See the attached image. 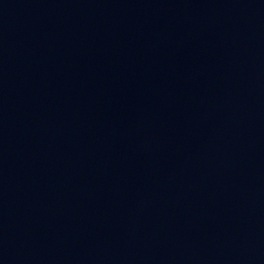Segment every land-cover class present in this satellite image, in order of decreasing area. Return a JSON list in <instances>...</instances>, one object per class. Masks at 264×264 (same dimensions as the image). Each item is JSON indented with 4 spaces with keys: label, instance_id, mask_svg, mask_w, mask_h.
Here are the masks:
<instances>
[{
    "label": "water",
    "instance_id": "1",
    "mask_svg": "<svg viewBox=\"0 0 264 264\" xmlns=\"http://www.w3.org/2000/svg\"><path fill=\"white\" fill-rule=\"evenodd\" d=\"M0 264H264V0H0Z\"/></svg>",
    "mask_w": 264,
    "mask_h": 264
}]
</instances>
